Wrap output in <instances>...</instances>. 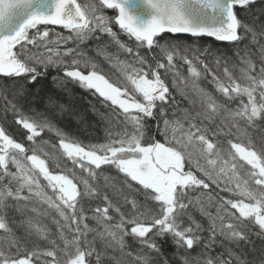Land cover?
Here are the masks:
<instances>
[{
    "label": "snow or ice",
    "instance_id": "1",
    "mask_svg": "<svg viewBox=\"0 0 264 264\" xmlns=\"http://www.w3.org/2000/svg\"><path fill=\"white\" fill-rule=\"evenodd\" d=\"M255 4L0 0V76L13 81L0 87V110L13 114L19 133L0 125V264H160L159 240L167 237L182 250L181 264H255L232 249L212 255L217 240L221 246L249 242L252 225L264 236V137L257 141L249 134L264 121V6L257 15ZM113 24L135 41V50ZM101 34L133 56L117 58L116 79L80 51L79 45ZM174 34L247 43L237 48L236 62L216 56L217 71L201 59L211 49H192L175 42ZM49 67L63 72L53 78L59 86L74 82L121 113L123 130L105 143L85 145L55 123L56 113L65 111L58 101L49 98L44 112L26 110L25 85L16 81L35 84ZM209 77L214 91L200 86ZM174 90L188 107L177 105ZM150 120L161 139L147 135ZM49 133L55 142L45 139ZM112 170L123 178L119 189ZM109 188L118 195L140 193L143 200L122 195L121 204ZM34 202L58 215L55 234ZM17 213L18 226L10 216Z\"/></svg>",
    "mask_w": 264,
    "mask_h": 264
},
{
    "label": "trees",
    "instance_id": "2",
    "mask_svg": "<svg viewBox=\"0 0 264 264\" xmlns=\"http://www.w3.org/2000/svg\"><path fill=\"white\" fill-rule=\"evenodd\" d=\"M262 6H264V4H262L261 0L256 1L252 12L259 15V9ZM106 14L109 16L115 15L111 10H107ZM240 15L248 20L252 19V14L250 12L241 11ZM112 27L113 31L118 34L120 40L135 50V41L129 39V37L115 24H113ZM53 29L55 32H62L64 35H67V32L58 26H53ZM52 38L55 39V36ZM174 40L175 42L189 46L192 49H211L212 55H202L201 59H205L210 67L217 71H222V68L216 69L214 63L216 56H223L230 62H236L237 57L235 53L237 48L242 49L247 43V41H244L237 45L228 42H218L208 37L194 38L188 35H174ZM79 48L86 58L95 60L101 69L112 79H116L120 76V72L115 66L117 58L121 61L133 60V56L129 55L124 50L119 49V47L106 34H101L99 39H91L85 44L79 45ZM154 51L158 53V49ZM140 53L141 55H147L151 60V53H148L145 48H141ZM106 55L111 56L112 60L109 61L106 59ZM177 66L184 75H187V66L184 65L182 61H177ZM229 67H231V63H229ZM41 70L43 71V69ZM54 77L63 78V72L58 71L54 67H49L47 72L40 76L35 84L29 85L27 84V81L23 80L16 81L17 84L25 85V90L28 94L24 105L26 110L35 109L44 112L49 106V98L58 101L65 106V111L63 113H56L55 123L62 131L66 132L73 138L78 139L85 145L105 143L110 133L114 135L116 132L123 130V115L118 111H114L107 103L102 101V98H98V95H94L91 91L80 87L74 82H66V86L61 87L53 79ZM168 79L169 83H171V75H169ZM199 83L201 87H204L209 91H214V86L210 82V77L208 79H201ZM12 85L13 81L11 79L0 76V87H11ZM174 95L176 97V103L180 108L188 107L187 101H185L179 94L175 93V90ZM13 121L14 117L11 112L4 113L0 110V125L5 126L10 133L17 135L19 138L17 126ZM148 124L149 131L147 135L161 139L156 132L155 122L150 120ZM249 134L257 141H259L261 137H264V121H257L256 125L249 130ZM45 139H50L55 142V136L51 133L47 134ZM61 164L66 165L69 169L73 167L70 161L63 160L61 161ZM110 175L115 177L114 183L116 184V188L119 189L123 179L122 176H117L114 170L111 171ZM108 194L121 204H123L122 195H127L129 198L135 197L140 201L143 200L142 194L129 190H124L122 195H118L115 190L109 188ZM220 194L224 195V193ZM96 203H98V201L90 202L86 207H94ZM33 206L43 212V215L39 216V219L48 227L52 234H55L57 231V225L54 223V220L59 219L55 211L47 208L39 202H34ZM195 215L197 219L207 227L206 218L201 217L198 212L195 213ZM10 216L17 222L16 226H18L19 221L22 219L20 214H10ZM258 232L259 229L255 225L250 226V241L247 243H241L239 246L229 244L228 242H224V245L221 246L220 241L217 240L212 249V255L224 253L226 249H232L235 253L242 254L245 259L254 261L255 264H259L261 253L264 251V236L257 235ZM202 235L206 241L208 233L204 232ZM159 244L161 247V255L159 257L160 264H164L165 261L167 264H181L182 250H178L175 247L170 237L162 238L159 240ZM201 251H203L202 245L198 246L192 255L196 256Z\"/></svg>",
    "mask_w": 264,
    "mask_h": 264
},
{
    "label": "bare ground",
    "instance_id": "3",
    "mask_svg": "<svg viewBox=\"0 0 264 264\" xmlns=\"http://www.w3.org/2000/svg\"><path fill=\"white\" fill-rule=\"evenodd\" d=\"M38 204V203H37ZM44 206H46L47 207V205H44ZM40 207H42V206H40ZM43 208V207H42ZM48 208V207H47Z\"/></svg>",
    "mask_w": 264,
    "mask_h": 264
},
{
    "label": "water",
    "instance_id": "4",
    "mask_svg": "<svg viewBox=\"0 0 264 264\" xmlns=\"http://www.w3.org/2000/svg\"><path fill=\"white\" fill-rule=\"evenodd\" d=\"M257 1V0H256ZM211 38V37H210ZM214 39V38H213ZM221 42H226V41H221Z\"/></svg>",
    "mask_w": 264,
    "mask_h": 264
}]
</instances>
